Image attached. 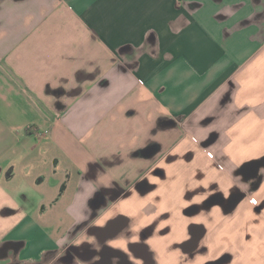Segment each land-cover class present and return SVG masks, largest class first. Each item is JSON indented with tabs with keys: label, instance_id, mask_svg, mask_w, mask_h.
Returning <instances> with one entry per match:
<instances>
[{
	"label": "crops",
	"instance_id": "crops-1",
	"mask_svg": "<svg viewBox=\"0 0 264 264\" xmlns=\"http://www.w3.org/2000/svg\"><path fill=\"white\" fill-rule=\"evenodd\" d=\"M264 0H0V264H264Z\"/></svg>",
	"mask_w": 264,
	"mask_h": 264
},
{
	"label": "flooded vegetation",
	"instance_id": "flooded-vegetation-1",
	"mask_svg": "<svg viewBox=\"0 0 264 264\" xmlns=\"http://www.w3.org/2000/svg\"><path fill=\"white\" fill-rule=\"evenodd\" d=\"M118 254L121 255V253H119V252L114 251V250L111 249V264H113V256H114V255H118ZM126 263H127V264H131V263H129V262H126Z\"/></svg>",
	"mask_w": 264,
	"mask_h": 264
},
{
	"label": "water",
	"instance_id": "water-1",
	"mask_svg": "<svg viewBox=\"0 0 264 264\" xmlns=\"http://www.w3.org/2000/svg\"><path fill=\"white\" fill-rule=\"evenodd\" d=\"M264 163V160H263V162H260V164H263Z\"/></svg>",
	"mask_w": 264,
	"mask_h": 264
}]
</instances>
